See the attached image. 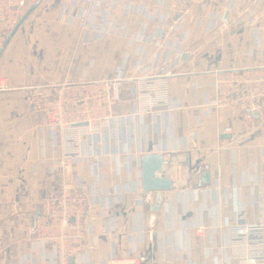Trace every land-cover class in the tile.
Listing matches in <instances>:
<instances>
[{
	"label": "crops",
	"instance_id": "crops-1",
	"mask_svg": "<svg viewBox=\"0 0 264 264\" xmlns=\"http://www.w3.org/2000/svg\"><path fill=\"white\" fill-rule=\"evenodd\" d=\"M74 2L42 0L0 55V85L6 83L0 87V264H55L52 244L42 248L37 241L32 207L43 208L64 185L90 198L82 219L89 229L82 240L85 251L71 258L72 264H105L110 255L130 250L144 256L142 264H250L228 245V234L239 211L248 225H260L264 115L207 106L216 98L213 72L264 64V0L225 10L224 22L213 30L193 6L184 23L189 35L183 61L171 75H158L160 62L149 61L167 52V46L149 42L159 19L142 26L137 14L126 17L117 9L116 22H127L128 34L109 29L88 42L82 36L88 28L62 13ZM82 4L75 2L73 13L89 7ZM253 10L262 13L260 40L247 24ZM174 15L178 25L180 12ZM166 35L178 40L182 32L170 28ZM120 77L122 102L100 133L87 138L90 160L73 157L56 167L64 154L76 151L52 137L43 99L66 80L92 84ZM155 84H165L169 106L148 113L142 103L143 113L132 116L142 90ZM152 153L164 156L160 177L172 180L159 209L158 192L140 200L142 157ZM197 188L200 193H194Z\"/></svg>",
	"mask_w": 264,
	"mask_h": 264
},
{
	"label": "built area",
	"instance_id": "built-area-1",
	"mask_svg": "<svg viewBox=\"0 0 264 264\" xmlns=\"http://www.w3.org/2000/svg\"><path fill=\"white\" fill-rule=\"evenodd\" d=\"M35 1L0 0V49L28 7ZM82 1L83 4L88 3L89 7L85 9L81 6L76 14L73 13L76 7L74 2V4H67L62 13L73 17L71 23L78 19L80 26L88 28L82 33L88 42L102 38L109 29L120 31L123 36L128 34V23L124 20L116 22L114 14L117 9L126 17L137 14L140 17L139 24L142 26L149 19L155 17L159 19L161 23L156 33L150 36L149 42L167 46V52L165 55L160 52L155 53L149 61L160 62L161 70L158 75H171L172 70L178 68L183 61V52L189 35V32L184 31V23L186 15L193 6L202 12L209 23V30H213L224 22L225 10L235 9L238 3L243 4L247 0H155L153 3L150 0ZM208 9H212V12ZM175 11H179L182 18V22L178 25L173 24ZM261 16L262 13L253 10L247 21L253 37L258 40L261 38L259 25ZM170 28L182 32L178 40L167 37L166 31ZM209 80L216 89V98L208 104L207 110L241 109L264 115V64L253 68L216 71L211 74ZM121 83V77L92 84L66 80L51 97L43 99L41 110L52 137L60 138L65 144L73 145L76 151L64 154L55 162L56 167L68 165L73 157L90 160L93 154L84 152L87 138L100 133L103 123L112 118L113 107L122 102ZM0 87L5 88L6 83L3 81ZM142 91L144 95L135 103L132 116L143 113L142 103L143 110L148 113H157L158 110L169 106L170 100L168 101L165 84L161 86L155 84L151 86V89ZM56 167L52 168V171H55ZM193 191L200 193L201 188ZM262 193L264 194L263 187ZM150 198V193L144 192L140 200L144 202ZM89 200L87 193L80 189L74 190L70 185H64L60 192L52 193L48 197L41 214L38 215L35 227L37 241L42 248L46 244H52L55 264H71V258L85 251L82 240L86 238L89 229L82 219ZM257 211L260 217L259 226L248 225L246 214L244 211H239L235 224L228 234V245H232L238 251V255L248 260L250 264H264L262 253L264 251V203L257 207ZM118 228L117 221H114L113 229ZM203 229V226H199L196 231L201 233ZM92 245L93 243H89V246ZM143 261L144 256L140 252L130 250L123 254L110 255L105 264H142Z\"/></svg>",
	"mask_w": 264,
	"mask_h": 264
},
{
	"label": "water",
	"instance_id": "water-1",
	"mask_svg": "<svg viewBox=\"0 0 264 264\" xmlns=\"http://www.w3.org/2000/svg\"><path fill=\"white\" fill-rule=\"evenodd\" d=\"M42 0L35 1L23 14L21 19L19 20L18 25L22 23L24 19L36 8V6ZM228 12L226 13L227 16ZM16 27L10 32L8 35L4 45L0 49V55L7 44L9 38L11 37L12 33L16 29ZM166 161L164 156L161 153H152L146 154L142 157V188L144 192H158L157 195V205L155 206L156 209H159L164 201V194L163 191H168L172 189V180L161 178V172L164 169ZM42 212V205L35 204L32 207V224L33 226L36 225L38 215ZM71 260V259H70ZM71 263V262H70ZM72 264V263H71Z\"/></svg>",
	"mask_w": 264,
	"mask_h": 264
}]
</instances>
